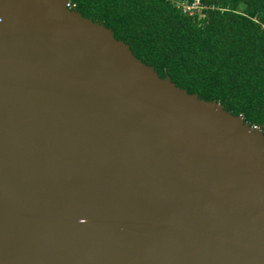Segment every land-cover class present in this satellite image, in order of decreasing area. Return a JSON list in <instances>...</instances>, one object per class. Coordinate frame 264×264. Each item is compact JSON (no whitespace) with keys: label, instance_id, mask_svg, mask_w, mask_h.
<instances>
[{"label":"water","instance_id":"1","mask_svg":"<svg viewBox=\"0 0 264 264\" xmlns=\"http://www.w3.org/2000/svg\"><path fill=\"white\" fill-rule=\"evenodd\" d=\"M68 0H0V264H264V134Z\"/></svg>","mask_w":264,"mask_h":264},{"label":"trees","instance_id":"2","mask_svg":"<svg viewBox=\"0 0 264 264\" xmlns=\"http://www.w3.org/2000/svg\"><path fill=\"white\" fill-rule=\"evenodd\" d=\"M68 0L188 94L215 101L264 134V0Z\"/></svg>","mask_w":264,"mask_h":264},{"label":"built area","instance_id":"3","mask_svg":"<svg viewBox=\"0 0 264 264\" xmlns=\"http://www.w3.org/2000/svg\"><path fill=\"white\" fill-rule=\"evenodd\" d=\"M74 5L68 3L67 7L69 9L73 8ZM177 7L181 8L183 13L191 14L200 9V1L199 0H192L191 2L182 1L176 4ZM255 130L261 131V129L257 126H252Z\"/></svg>","mask_w":264,"mask_h":264},{"label":"clouds","instance_id":"4","mask_svg":"<svg viewBox=\"0 0 264 264\" xmlns=\"http://www.w3.org/2000/svg\"><path fill=\"white\" fill-rule=\"evenodd\" d=\"M69 3V2H68ZM69 9V8H68ZM72 9V8H71Z\"/></svg>","mask_w":264,"mask_h":264}]
</instances>
